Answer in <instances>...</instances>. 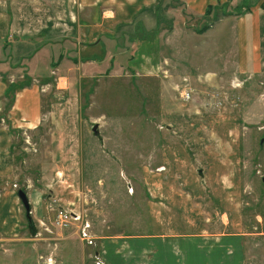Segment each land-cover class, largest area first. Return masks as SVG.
I'll use <instances>...</instances> for the list:
<instances>
[{
	"label": "crops",
	"instance_id": "obj_1",
	"mask_svg": "<svg viewBox=\"0 0 264 264\" xmlns=\"http://www.w3.org/2000/svg\"><path fill=\"white\" fill-rule=\"evenodd\" d=\"M160 1L0 0V248L11 247V264L33 262L21 252L26 245L32 249L29 254L45 261L51 258L55 264H93L95 257L106 264H248L250 252L262 255L264 132L258 126L264 120V91L260 100L254 86L264 84V0H247V9L240 7L246 0H181L190 15L202 20L216 11L212 25L218 29L230 17L236 18L227 39L235 60L222 58L225 39L204 46V60L194 55L200 46L187 50L184 61L192 77L181 76L179 82L187 77L196 90L218 89L232 95L230 99L238 98L237 105L227 103L219 111L200 108L199 115L194 107L186 112L167 105L175 84L172 56L178 48L173 41L177 27L173 25L171 40L164 41ZM172 10L165 12L167 18H174ZM165 49L172 56H166ZM108 64L113 65L110 78L125 73L130 79H161L156 95L163 106L156 118L169 133L185 129V135L157 140L155 171L141 174L136 219L138 224H152L153 232L120 230L118 225L134 223L122 213L125 208L97 205L95 221L100 229L98 234L93 231V247L84 245L72 230L38 237V221L47 215L46 196L54 189L43 178L38 179L42 188H30L29 170L39 174L48 166L37 165L35 159L29 162L39 150L25 152L20 141L53 130L55 159L66 166L59 170L76 185L77 178L87 175L82 124L76 114L88 107L73 104L72 97L78 90L79 97L92 96L100 68ZM80 67L85 74H79ZM160 70L166 80L159 78ZM24 74L28 85L16 88L10 100L9 86L26 82L19 80ZM235 77L248 81L233 92L229 84ZM83 79L92 84L91 92L81 90ZM108 147L114 155L116 148ZM97 183L101 187L97 191L110 195L111 187L103 188L100 179ZM19 191L26 194L28 212Z\"/></svg>",
	"mask_w": 264,
	"mask_h": 264
},
{
	"label": "rangeland",
	"instance_id": "obj_2",
	"mask_svg": "<svg viewBox=\"0 0 264 264\" xmlns=\"http://www.w3.org/2000/svg\"><path fill=\"white\" fill-rule=\"evenodd\" d=\"M259 2H262V0H259ZM158 7L162 9L160 10L161 16L159 18H161L163 24L164 41L171 40L172 34L174 33L173 30H175L173 25L176 24L177 27V34L173 36V41L176 43L177 40L178 48H176L175 54L173 52L174 56H172L170 49H165L164 52L166 56H172L175 64L173 65L175 68V84L173 85V90L170 91L171 94L168 97L167 105L169 108L176 106L187 112L188 109L191 108L193 110V107L195 108L198 104L202 103V94L200 92L205 89V87H202L201 90L195 89L198 93V97L195 98V102L187 104L180 101L178 93L175 90V85L178 84L181 76L188 75L192 77V75L187 72L189 65L184 61L188 57V48L193 45L200 46L201 50L194 55L201 56L204 60V46H207V44L212 45L216 39L219 41L223 39L229 40L233 31L231 29L234 27L236 18L230 17V19L226 21L228 23H224L222 25L223 28L218 29L212 25L215 18H217L216 11L202 20V16L190 15L188 9L181 0H163L159 2ZM170 9L174 11V13H172L174 18H167L166 16L165 12L170 11ZM231 9L233 8L230 7V11H232ZM229 33L231 34L230 37ZM219 34L225 36H222L220 39ZM228 40L225 42V48L222 50V58L223 60H235L233 48L227 47ZM199 49L200 48H197L196 50ZM176 56L179 57L176 59ZM47 61L48 60H42V64L44 62L49 64ZM117 62H121V60H117ZM112 67L113 65L110 64L101 66L100 77L94 86V93L92 96H83L82 93L79 97L78 90L77 95L75 96L74 94V97H72L73 104H85V106L88 107L83 110L80 116H78V113L76 114V120L81 121L82 124V129L80 131V136L82 138H80V140L82 139L85 142V145L83 144L85 148L83 153L86 154L87 157V161H85L87 163V175L77 178V186L74 184V181L70 182V180L65 177L62 170H59L62 166H66L61 164L60 160L55 159L58 157L55 155L57 144L56 141L53 140V138H55V136H53V130L44 129L36 137L29 138L28 136L27 138L24 137V141H20L25 152L36 154L37 151L32 152L34 147L39 150L37 155L29 158V162L35 159L37 165L44 162V164L48 166V169L45 171L42 170L43 172L39 174L36 173V170L34 172V169L29 170L28 177L33 181V185H31L30 188L39 185V188H42V181L38 183V179L43 178V181L49 182L53 186L52 189H54L53 195L48 194L47 191L44 193L45 195L48 194L46 196V202L49 198L54 197L60 206L67 207L71 203L74 208L73 210L84 213V217L89 224L88 234L91 235L93 241L89 243L81 241L77 235L76 237L84 245L91 247L95 245L93 231L95 234H98L100 229V226H98L95 221V207L97 205V207L100 208L102 205L103 207L117 205L119 208H125L122 213L133 218L134 223L125 226L118 225L117 228L120 230L127 233L153 232L152 224H138V220L136 219L139 209L137 210L134 206L138 207V197L139 194L142 195L141 174L145 170L155 171L157 166V160L155 159L157 140L161 142V138L185 135V129H175L174 131H170L171 133L167 132L164 127L165 125L160 122L159 118H156L158 117L156 112L160 106H163L162 101L159 100L156 95L157 90L161 88V85H159V80L161 79L142 78L143 80H139V78L136 79L135 77L130 79L129 77H124L126 76L125 73L119 74V76L123 77H107V75L110 74L108 71ZM43 70V68H39L40 73H42ZM74 70L76 71V69ZM49 71L48 69L47 74H49ZM75 71L70 72L74 73ZM78 72L80 75L86 73V71H83L82 67L79 68ZM159 75V78L166 80L165 75H162L160 72ZM51 76L53 75L51 74ZM34 78L38 79L39 77ZM19 80L20 82L23 80L27 81L28 77L24 74V78ZM258 83L254 86V89L259 93L260 97L261 93L264 91V84ZM90 85H92L90 82H86L85 79H83L81 90L88 93L91 92ZM88 88H90V90H88ZM260 100H262L261 97ZM103 120L105 123H103ZM94 124L98 125V133H93L92 131ZM263 125L264 120L261 121V125L258 126V129ZM259 130L264 132V130ZM27 139L29 142H26ZM107 140H112L114 143L105 144V142H108ZM108 146H111L112 151H115L116 148L114 155H112ZM160 146V144H157V147ZM76 148L79 151L78 145ZM37 159H39L38 163L36 161ZM71 179L74 180L72 177ZM98 179H100L103 188H112L110 195L105 196L106 194L104 192L97 191V188H101L97 183ZM27 182L29 181L27 180ZM28 184L26 186H28ZM128 185L130 187H128ZM128 188H130V191ZM151 195L153 196V194ZM53 216L54 213L52 212L50 218ZM38 229V232L42 233L41 238L48 234L40 227ZM70 230L73 231L75 228ZM111 230L110 232H113L115 229L113 228ZM56 232L59 233L61 231H55V233ZM10 248L11 247L7 245L4 246V249L0 248L1 252L4 251V255L1 254L0 256V259L1 257L3 258V264H11L12 253L9 251ZM22 248L23 250L21 252L26 253L25 260L28 261V257L33 258V262L30 264H46L44 257H35L33 252L29 254V251L32 250L31 247L26 245ZM259 252L262 255L252 256L251 252L249 253L247 256L248 264H264V247L260 249ZM52 261L54 262V260Z\"/></svg>",
	"mask_w": 264,
	"mask_h": 264
},
{
	"label": "built area",
	"instance_id": "obj_3",
	"mask_svg": "<svg viewBox=\"0 0 264 264\" xmlns=\"http://www.w3.org/2000/svg\"><path fill=\"white\" fill-rule=\"evenodd\" d=\"M160 73L165 75V72L162 70H160ZM247 81V78H233L229 84L231 91L234 92L242 89ZM175 90L178 93L180 101L185 104L195 102V98L198 97L197 91L192 88L190 80L187 77L182 78L180 83L175 85ZM200 93L202 94V103L195 107L196 115L200 114V108H203L206 111H219L227 103L237 105L238 98L236 96H233V99H230L232 95L218 89L209 88L208 90L202 91ZM259 129L264 130V125L260 126ZM26 142H29L28 139ZM159 170H163V168H158V171ZM128 187L130 186L128 185ZM128 190L130 191V188H128ZM73 209L74 208L71 203L67 207H62L58 204L54 197H51L46 202V218L39 220L38 225L45 233L50 235L54 234L55 231H65L75 228L73 233L79 236L81 241L90 243L93 241V239L91 238V235L88 234L89 224L84 217L85 214L82 212H76ZM52 212L54 213V216L50 218ZM37 236L41 237L42 233L37 232ZM45 263L54 264L51 258L46 259ZM93 264L106 263L100 260L98 257H95Z\"/></svg>",
	"mask_w": 264,
	"mask_h": 264
},
{
	"label": "trees",
	"instance_id": "obj_4",
	"mask_svg": "<svg viewBox=\"0 0 264 264\" xmlns=\"http://www.w3.org/2000/svg\"><path fill=\"white\" fill-rule=\"evenodd\" d=\"M250 1V0H249ZM257 1V0H256ZM255 1V2H256ZM263 8H264V2L262 4ZM240 7L241 8H245L247 9L248 8V5H247V0L245 2H243L242 4H240ZM210 13V12H209ZM25 85H28L27 81L26 82H21V83H18V86H9V91L7 93V97L9 96L10 97V93H13V91L16 89V88H21V87H24ZM10 100H12V98L10 97L9 98Z\"/></svg>",
	"mask_w": 264,
	"mask_h": 264
},
{
	"label": "water",
	"instance_id": "obj_5",
	"mask_svg": "<svg viewBox=\"0 0 264 264\" xmlns=\"http://www.w3.org/2000/svg\"><path fill=\"white\" fill-rule=\"evenodd\" d=\"M92 131H93V133H96L97 132V126H93ZM18 197H19L23 207L28 212L29 211V205H28V201H27V198H26V194L23 191H19L18 192Z\"/></svg>",
	"mask_w": 264,
	"mask_h": 264
}]
</instances>
